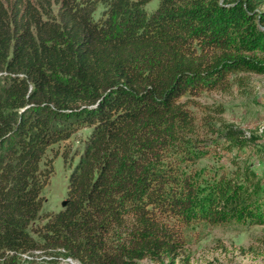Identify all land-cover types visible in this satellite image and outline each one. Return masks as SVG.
Listing matches in <instances>:
<instances>
[{
	"label": "trees",
	"instance_id": "1",
	"mask_svg": "<svg viewBox=\"0 0 264 264\" xmlns=\"http://www.w3.org/2000/svg\"><path fill=\"white\" fill-rule=\"evenodd\" d=\"M148 1L0 0V264L55 250L139 264L175 257L193 216L264 215L251 164L199 196L171 155L195 131V96L264 74V0ZM81 126L75 161L60 152L65 204L43 218L57 146Z\"/></svg>",
	"mask_w": 264,
	"mask_h": 264
},
{
	"label": "rangeland",
	"instance_id": "2",
	"mask_svg": "<svg viewBox=\"0 0 264 264\" xmlns=\"http://www.w3.org/2000/svg\"><path fill=\"white\" fill-rule=\"evenodd\" d=\"M157 4L158 0H149L144 9L149 13ZM105 7V1H99L94 16H99ZM56 9L54 4L53 12ZM238 76L241 79L235 77L228 92L203 91L194 97L189 105L196 118L195 131L184 146L183 143L181 148L176 146L171 155L181 169L192 175L199 196L212 190V184L219 176L239 174L244 177L243 166L251 164L261 187L259 201L263 202L264 74L244 72ZM3 82L0 75V88ZM89 130L88 126L78 127L57 146L53 171L42 190L41 217L59 210L67 194L71 168L64 163L60 153L62 148H67L74 162L75 151L81 148ZM233 130L236 135L230 137ZM247 208H232L227 212V219L220 223L193 216L184 227L185 242L175 257L143 258L139 264H264V215L260 208L258 217ZM257 218L262 220L257 221ZM55 252L52 256L23 254L20 264H81L61 251Z\"/></svg>",
	"mask_w": 264,
	"mask_h": 264
},
{
	"label": "water",
	"instance_id": "3",
	"mask_svg": "<svg viewBox=\"0 0 264 264\" xmlns=\"http://www.w3.org/2000/svg\"><path fill=\"white\" fill-rule=\"evenodd\" d=\"M65 201H66V199H64V200L62 201V206L65 204Z\"/></svg>",
	"mask_w": 264,
	"mask_h": 264
}]
</instances>
